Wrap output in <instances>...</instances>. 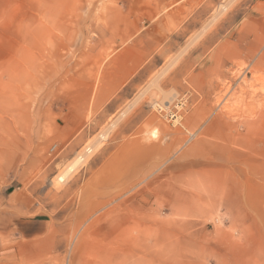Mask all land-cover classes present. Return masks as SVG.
<instances>
[{"label": "rangeland", "instance_id": "374dc122", "mask_svg": "<svg viewBox=\"0 0 264 264\" xmlns=\"http://www.w3.org/2000/svg\"><path fill=\"white\" fill-rule=\"evenodd\" d=\"M1 245L264 264V0H0Z\"/></svg>", "mask_w": 264, "mask_h": 264}, {"label": "bare ground", "instance_id": "6f19581e", "mask_svg": "<svg viewBox=\"0 0 264 264\" xmlns=\"http://www.w3.org/2000/svg\"><path fill=\"white\" fill-rule=\"evenodd\" d=\"M225 9H226V6H221L220 10L216 13V16L212 18V21L215 20L219 16V12L220 11H224ZM136 101H134L131 104H129L128 107L123 112H121L120 115L113 122L110 123V125L108 126V129L100 135L101 139H104L105 137H107V132L110 133L109 130L112 129V128H114V126L116 125V123L118 122V120H121V118H123L127 114V112L134 106V104L136 103ZM153 135H155V134L153 133ZM89 143H91V142H89ZM94 147H95L94 145L87 146L86 149H84L83 153L81 152V154H77V156L75 155L76 156L75 158H77L76 161L73 162L70 165H66L65 168L63 166L64 169L59 173V175L56 176V181L59 182V183H62V184L64 182L66 183L65 180L67 179L68 175L72 172V169L77 165L78 162H79L78 165L80 163H82V162H86V161H84V159L85 158L88 159V157L90 156V154L93 152ZM96 149H98V148L95 147V150Z\"/></svg>", "mask_w": 264, "mask_h": 264}, {"label": "crops", "instance_id": "0c3cea01", "mask_svg": "<svg viewBox=\"0 0 264 264\" xmlns=\"http://www.w3.org/2000/svg\"><path fill=\"white\" fill-rule=\"evenodd\" d=\"M215 16H216V14H215L213 17H215ZM211 21H212V19H211ZM168 105H169V104L166 102V106H165L166 109L168 108ZM127 107H128V106H127ZM127 107H126V108H127ZM126 108H125V109H126ZM125 109H124V110H125ZM124 110H123V111H124ZM130 110H131V109H130ZM130 110H129V111H130ZM123 111H122V112H123ZM129 111H128V112H129ZM119 115H120V114H119ZM125 116H126V115H125ZM125 116H124V117H125ZM6 254H7V253H6V249H4V247L1 245V246H0V257L5 256Z\"/></svg>", "mask_w": 264, "mask_h": 264}]
</instances>
